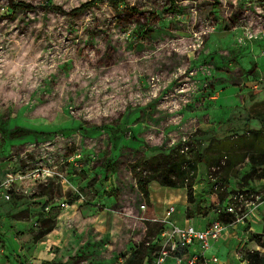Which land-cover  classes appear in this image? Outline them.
Instances as JSON below:
<instances>
[{
  "label": "rangeland",
  "instance_id": "374dc122",
  "mask_svg": "<svg viewBox=\"0 0 264 264\" xmlns=\"http://www.w3.org/2000/svg\"><path fill=\"white\" fill-rule=\"evenodd\" d=\"M22 1L34 10L0 0V181L39 175L11 187L10 199L0 195L3 217L27 221L12 230L0 220V264H123L145 241L149 219L127 165L176 146L195 153L200 141L194 200L187 188L151 181L152 217L162 216L170 191L179 195L172 218L204 227L215 179L227 178V191L249 181L264 191L254 175L238 184L250 174L247 158L227 173L210 146L213 138H250L262 124L264 0H123L118 9L100 0L77 18L43 7L67 13L89 0ZM91 30L99 43L85 42ZM46 218L57 238L34 256L33 235ZM237 236L213 254L236 262ZM253 249L263 251L250 240L239 251ZM152 255L145 249L143 264Z\"/></svg>",
  "mask_w": 264,
  "mask_h": 264
},
{
  "label": "trees",
  "instance_id": "16d2710c",
  "mask_svg": "<svg viewBox=\"0 0 264 264\" xmlns=\"http://www.w3.org/2000/svg\"><path fill=\"white\" fill-rule=\"evenodd\" d=\"M97 1L100 0L86 1L67 13L64 12L60 7L50 4L45 5L43 9L60 14L62 13L71 18H77L80 16V13L95 7ZM9 2L12 8H14L15 10H34V6L32 4L24 2L22 0H9ZM110 2L113 8L118 9L119 4L122 3L123 0H110ZM133 8L134 7H131V10H134ZM92 31L93 30L88 33L87 37L85 36L84 40L86 43L98 42V39L96 38V32ZM199 144L200 141L196 144L195 153H192V149L190 150L187 148V150H184L182 146H176L171 148L168 152H158L150 155L149 157L140 156L128 163V173L134 180V186L136 191L140 195L142 202L141 204H144L146 206L145 212L149 219L152 218L153 210L149 191V184L151 181H156L159 183V185L165 187L187 188V197L189 202L192 203V201L194 200L192 196V186L196 177L197 163L205 161V156L203 154H199ZM210 146L213 147V150L217 154L214 159L218 161L222 157L226 158L227 164L225 170L227 171V173H236L234 171V167L236 166V164L247 158L251 167L250 174L244 176L242 181H239V185H243V180L248 182L251 179V175H254L256 179H264V117L262 119L260 128L255 130L250 138H245L243 136L238 137L237 139L227 137L224 139L215 140L213 138L211 140ZM233 154L237 155L234 156ZM214 175L217 176L216 174ZM216 182L220 183V187L224 189L223 192H218L214 189V184ZM249 182L245 187L242 188L237 186V188L235 189L255 191L256 189H254L253 186H250L252 183L249 184ZM228 184L229 183L227 182V178H223V180L215 179V181L212 183V187L209 188L211 191L208 192V194L210 193L212 194V197H215V193H211L214 191L216 192L217 196L216 200L223 201L228 193L226 189ZM235 189H231V191H235ZM214 202L215 201H212L210 206L205 205L202 209L203 211L201 214H207ZM20 214L21 212L14 216L18 217L20 216ZM187 217H190V215H188ZM149 219L146 220V222H143L146 225V239L144 242H147V245L143 247V242L131 249L129 256L126 258L123 264H143V254L145 252V249H148V251L151 253H154L157 249V246L150 244V241L153 237H155V235L159 233L163 226L162 223L158 221H150ZM41 222L43 227L33 235V241L36 243L41 241L43 236L54 229V220L46 218L42 219ZM248 239L250 241L256 242V244L263 249V251L253 249L243 252V255L247 259L248 264H264V215L262 216L261 232L250 233ZM152 259L153 255L152 258H150L151 261H149V264H151ZM39 264L61 263L51 260H43Z\"/></svg>",
  "mask_w": 264,
  "mask_h": 264
},
{
  "label": "built area",
  "instance_id": "2783aa9c",
  "mask_svg": "<svg viewBox=\"0 0 264 264\" xmlns=\"http://www.w3.org/2000/svg\"><path fill=\"white\" fill-rule=\"evenodd\" d=\"M42 173L44 174L43 178L50 174L47 170ZM38 175V171L6 173V177L0 181V195L5 200L10 199L11 187L18 191L15 187L16 183ZM218 188L222 189L220 183L216 182L214 189L218 190ZM205 198L208 200V206L214 201L210 193ZM263 204L264 191L230 190L223 201H216L211 206L208 213L212 217L207 224L202 228H196L191 224H178L172 218L176 211L174 203H168L162 216L150 218L162 223L163 226L150 241V244L157 246L151 264H248L243 251L239 250L243 243L248 242V236L254 230V224L262 222L263 215L260 213V207ZM59 205L67 207L64 202H60ZM49 208L48 205L44 207L45 210ZM141 208L144 209L145 205H142ZM186 222L184 220L183 223ZM237 224L240 226V232H229L228 228H233ZM238 234L239 236H237ZM234 235L237 236L238 242L234 254L236 262L220 260L217 255L208 254V250L214 242L222 237L232 239Z\"/></svg>",
  "mask_w": 264,
  "mask_h": 264
},
{
  "label": "crops",
  "instance_id": "0c3cea01",
  "mask_svg": "<svg viewBox=\"0 0 264 264\" xmlns=\"http://www.w3.org/2000/svg\"><path fill=\"white\" fill-rule=\"evenodd\" d=\"M264 181V179H262ZM175 189H182V188H175ZM149 191H150V184H149ZM166 197L164 198L166 200V202L168 203H174L179 195H174L172 192L170 191H166ZM42 198V197H37V199ZM150 201L154 204V202L152 201L151 197H150ZM155 205V204H154ZM156 206V205H155ZM165 209V207H164ZM163 209V210H164ZM163 210H161V215L163 214ZM4 212L2 211L0 213V220H2L3 218H5V221L7 220L8 222H10V229L13 230V225L16 226V223H18V221L23 222H27V221H22L20 219L17 218H10L8 216L3 217ZM14 214V212H13ZM32 218V217H31ZM175 220V219H174ZM35 221V220H34ZM257 232H261V228H262V222L261 223H257ZM16 228V227H14ZM4 229L3 225L0 222V234L2 233V230ZM52 234V232H49L48 234H46L45 236V240H41L39 242L36 243L35 247L33 248L34 250L32 251L31 254H33L34 256H45L46 255V250L47 249H51V247L54 244V240L57 238L56 236L54 237V235H52V238L50 239L48 235ZM1 237V236H0ZM226 239H228L227 237H222L219 240H217L216 242H214L212 244V246L209 248L208 250V254H212L214 251H222L224 249V245H223V241H226ZM47 260V259H46ZM35 261V260H33Z\"/></svg>",
  "mask_w": 264,
  "mask_h": 264
}]
</instances>
